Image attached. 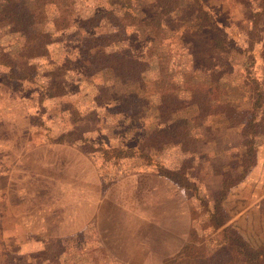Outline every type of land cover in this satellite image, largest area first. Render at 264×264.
<instances>
[{"label": "rangeland", "instance_id": "rangeland-1", "mask_svg": "<svg viewBox=\"0 0 264 264\" xmlns=\"http://www.w3.org/2000/svg\"><path fill=\"white\" fill-rule=\"evenodd\" d=\"M263 7L0 0V264H145L150 236L206 264L228 227L264 246Z\"/></svg>", "mask_w": 264, "mask_h": 264}, {"label": "trees", "instance_id": "trees-1", "mask_svg": "<svg viewBox=\"0 0 264 264\" xmlns=\"http://www.w3.org/2000/svg\"><path fill=\"white\" fill-rule=\"evenodd\" d=\"M112 11V10H109ZM112 13V12H109ZM115 53V52H112ZM111 56H114L113 54ZM109 56H105V61ZM118 60V59H116ZM122 61H115L111 64H120ZM7 63V62H6ZM57 93H53L52 96H56ZM259 103L256 104V108L259 107ZM255 108H253L254 110ZM252 110V111H253ZM254 116V114L252 113ZM253 123L251 122V125ZM251 156L247 160V165L244 164L242 172L244 174L251 167L253 162H249L250 158H254V152L251 151ZM247 169V170H246ZM246 170V171H245ZM161 172L168 178H178L180 171H171L167 169H161ZM242 174V173H241ZM237 183V178L234 179L224 178L220 194L215 198L212 205V211L210 212V219L208 225L213 229H217L224 224L222 214L224 213L222 202L227 195L228 189ZM220 241L215 242L210 248L202 245L193 251L190 258L195 259L206 264H264V246L253 247L245 239H243L238 231L232 227L225 228L219 235ZM185 244L183 251L188 249L190 245Z\"/></svg>", "mask_w": 264, "mask_h": 264}, {"label": "crops", "instance_id": "crops-1", "mask_svg": "<svg viewBox=\"0 0 264 264\" xmlns=\"http://www.w3.org/2000/svg\"><path fill=\"white\" fill-rule=\"evenodd\" d=\"M264 9V7H263ZM258 12L257 15L259 16V11H256ZM264 16V15H263ZM263 26H264V19H263ZM258 26H260L261 28V24L259 22ZM253 116V115H252ZM253 117H256V114H254ZM255 162V160H254ZM256 163V162H255ZM228 174H226V177H227ZM225 177V178H226ZM224 179V178H223ZM242 180L238 181L236 184H234L233 186H231L228 191H227V195L230 193L231 189L233 187H235L236 185H239L241 183ZM223 183V181H222ZM221 185V188H222V184L220 183ZM100 186V185H99ZM226 195V197H227ZM225 197V198H226ZM225 200V199H224ZM223 200V202H224ZM215 201V200H214ZM214 201L212 202L211 205H213ZM222 202V203H223ZM212 207V206H211ZM172 234V233H171ZM153 235V233H152ZM170 238V237H169ZM170 239H174V237H171ZM176 239H179L178 241V244L177 246H173L174 250L173 251H168V250H163V248L165 246H156L155 243H152V242H156L157 241V237L155 236H150L149 238H147V242L145 243V264H163V262L168 259V258H171L173 256H175L177 253L181 252V250L183 251V247L185 246V244H187L189 241H182V239H180V237L178 236V238ZM184 242V243H183ZM183 243V245H182ZM158 250L160 251V255L157 254L155 251ZM125 263L126 264H133V261H132V258H130L128 255L125 256ZM135 264H139V263H135ZM143 264V263H141Z\"/></svg>", "mask_w": 264, "mask_h": 264}]
</instances>
